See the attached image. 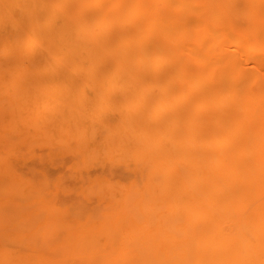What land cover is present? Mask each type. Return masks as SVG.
Instances as JSON below:
<instances>
[{
    "label": "bare ground",
    "instance_id": "bare-ground-1",
    "mask_svg": "<svg viewBox=\"0 0 264 264\" xmlns=\"http://www.w3.org/2000/svg\"><path fill=\"white\" fill-rule=\"evenodd\" d=\"M237 1L0 0V264H264V0ZM168 74L195 111L143 98Z\"/></svg>",
    "mask_w": 264,
    "mask_h": 264
},
{
    "label": "rangeland",
    "instance_id": "rangeland-1",
    "mask_svg": "<svg viewBox=\"0 0 264 264\" xmlns=\"http://www.w3.org/2000/svg\"><path fill=\"white\" fill-rule=\"evenodd\" d=\"M246 1H249V0H239V1H237V4L235 5L236 9L237 8H240L241 7V4H243ZM97 6H102V7L104 6V8L106 10H108L111 7L110 4H109V2H108V0H101V3L99 5H97ZM112 13L114 14L115 11H112ZM125 19L127 20V22H132L133 21L132 15L126 16ZM123 26H126V25L125 24H121V25H119L117 27V29H116V33L117 34L121 33L124 30ZM56 28H58V26H56ZM128 47H130V46H125L124 48H128ZM236 50H237V48L235 47L233 49V51L236 52ZM180 55H182V54L179 53V56ZM260 60L261 61L264 60V55L261 56V57L260 56L259 57H257V56L252 57V59L249 62V64H248L247 67L250 68L253 65L254 61H260ZM101 62H102V59L100 61H97V63H101ZM167 79H168L167 86H164L162 88H159L155 92L152 91L151 88H147L149 90H148L147 94L143 98L146 97L149 100V103H152L154 101V99H156L158 97H163L165 99L170 98V101H169L170 106L169 107H171V109H174L175 111H182V110H185V111L193 110V111H195V109L197 108L196 107V105H197L196 104L197 97L194 95V96H190L189 98L188 97L186 98L185 95H179V94L174 93L173 91H171V89H172L171 86L174 85V79L169 74L167 76ZM93 89H94L93 90L94 92H96V91L104 92L107 89V86L106 87H103L102 85L101 86L96 85V86L93 87ZM148 93H149V95H148ZM110 94H111V96H110ZM101 97L103 99H109V100L110 99H112V100L124 99V97L123 96L120 97V95L118 93H113L112 94L109 91H105V93H103V95H101ZM183 99H187V102L182 103V100ZM181 125H182V123H179L177 125V127L179 128V127H181ZM38 153H39V151H38ZM66 159L68 161H70L71 160V157L70 156H66L65 157V160ZM40 165H43V164H39V166ZM51 172L52 173H55L56 172V169H54V168L51 169ZM80 181H81L80 179H75V178L71 179V178H68V179H66V185L67 186L74 187L76 185H80L81 184ZM62 197H63V195H62Z\"/></svg>",
    "mask_w": 264,
    "mask_h": 264
}]
</instances>
